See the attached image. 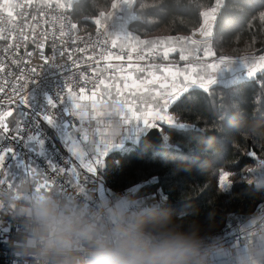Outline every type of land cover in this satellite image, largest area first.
Masks as SVG:
<instances>
[{
	"label": "trees",
	"instance_id": "obj_1",
	"mask_svg": "<svg viewBox=\"0 0 264 264\" xmlns=\"http://www.w3.org/2000/svg\"><path fill=\"white\" fill-rule=\"evenodd\" d=\"M111 2L75 0L80 31L94 29L92 18L101 10L110 11ZM215 2L137 0L143 19L129 23L128 31L142 40L188 37L203 23L201 13ZM140 3L146 7L140 9ZM261 13L264 0H224L213 27L211 57L264 54ZM167 112L179 122L161 124L162 131L155 128L159 143L142 136L129 142L128 149L106 156L100 174L102 199L130 187L131 202L156 204L132 220L145 238L159 233L202 238L217 231L230 213L252 212L264 205V189L258 185L264 174V72L207 90L194 86ZM45 127L55 137V130ZM253 151L255 158L249 154ZM221 170L234 174L224 190L218 186Z\"/></svg>",
	"mask_w": 264,
	"mask_h": 264
},
{
	"label": "built area",
	"instance_id": "obj_2",
	"mask_svg": "<svg viewBox=\"0 0 264 264\" xmlns=\"http://www.w3.org/2000/svg\"><path fill=\"white\" fill-rule=\"evenodd\" d=\"M13 2L26 6L23 9L15 8L13 18H9L6 13H0V16H3L0 27L5 29V35L11 32L15 37L14 41L0 40V60L6 64L5 71L0 73V84L7 80L8 83L4 84L7 91H10L12 87H19L17 77L20 76L21 70L26 73L30 67H37L44 63L38 55L39 50L33 44V39L37 44L43 43V34H47V43L43 49L44 55H53L54 41L57 53L61 48L72 50V56L80 64L79 68L72 69V73H75L76 78H79L81 73H87L90 81L87 84L88 89L96 90L95 85L99 80H104L108 85L115 83L123 89V84L126 82L140 83L143 79H150L149 70L154 71L157 76L168 74L156 71L151 67L152 65L158 67L169 65L173 72L182 69V60L178 54L170 52L167 58H163V52L166 50L167 44L178 46L187 43L186 41H165V38L146 39L165 41V44L159 46L155 53H149L142 44L125 43L123 48H113L109 44L105 46V56L109 58L104 59L100 57V49L94 44V41L97 40L98 30V26L94 22L95 28L92 30L80 31L78 28L68 36L59 37L60 20L56 17L63 15L72 23L77 24L73 7L70 11H62L57 7L56 0H32L30 5L26 4V0H13ZM109 31H111L110 26ZM54 32L55 37L53 36ZM24 36H28V40H24ZM198 36L199 33L193 36L192 32L188 37L200 41L193 52L200 59L201 56H204L205 45L203 39ZM169 37L187 36L177 34ZM212 40L213 35L209 38V44ZM10 42L19 44V55H16L12 50L5 53L4 49ZM25 46L33 52L30 65H26L22 59ZM133 48L136 50L133 51ZM80 49H84V51L81 52ZM141 53L147 58L140 59ZM117 56H123L124 59H116ZM88 57H92V59H88ZM13 60H17L19 63L13 64ZM191 61L193 60L191 59ZM56 63H70L68 53L65 52L63 57L58 56ZM136 66L145 69V71L136 70ZM37 70L38 74L34 81L27 86L28 102L17 104L16 116L10 118L11 132L0 136V152L13 149L15 153V156L9 155L6 158L5 170L8 172L9 169L11 171L22 169V176H27L28 180H24L21 190H27L30 196L28 200L27 197L18 196V190H14V187L8 188L7 184L0 185V205H2L0 207V264H97L99 242H115L120 238L122 230L125 229L137 231L130 223L114 221L110 208L104 204L101 197L100 180L103 166L98 169L95 176L87 173L82 162L70 158L45 127V124H48L56 130L65 129L72 134L69 126L75 123V117L69 115L71 111L67 107L66 99H63L68 76L72 73L67 72L66 69L46 64L43 68L37 67ZM176 82L179 83L180 80L177 78ZM73 86L76 87L75 84ZM98 90L104 91L103 86ZM123 91L130 94L132 89H123ZM114 103L115 101L110 104ZM135 107L142 108L143 105L137 101ZM47 116L53 118L51 123L45 119ZM76 124L79 127L78 121ZM17 133L18 135H16ZM79 136L80 134L77 133L78 139ZM81 146L88 152L87 144L82 143ZM49 162L55 169H64L69 166L75 168L80 174V184L83 190L81 191L75 186V180L71 175L51 172L48 168ZM29 166H35L38 174L43 173V176L40 175L42 178H52L58 186L57 190L53 189L50 197L58 203L61 214L67 213L65 217L68 223L63 227L72 240L71 246L68 248L42 253L39 245H29V240L38 235L40 228V223L35 215L37 199L33 196L37 187L35 182L38 181L32 179L34 173L24 172V169ZM67 180H73L72 186L66 183ZM13 182L18 184L15 180ZM24 185L27 186V189ZM258 185L259 188L264 189V174L260 177ZM130 189L127 187L116 194L109 195V197L129 194ZM68 204L71 205L74 212H69ZM156 207L157 205L151 202L146 204V210ZM263 219L264 205L252 212L230 213L217 231L202 238L191 239L192 243L189 246L194 250L189 264H212L207 260L211 254L215 253L217 249L243 239L247 234V229ZM173 237H177V235L159 233L150 238L144 237V239L157 242ZM182 243L188 242L182 241ZM226 264L244 263L230 261Z\"/></svg>",
	"mask_w": 264,
	"mask_h": 264
},
{
	"label": "snow or ice",
	"instance_id": "obj_3",
	"mask_svg": "<svg viewBox=\"0 0 264 264\" xmlns=\"http://www.w3.org/2000/svg\"><path fill=\"white\" fill-rule=\"evenodd\" d=\"M31 2L32 0H26L27 5H30ZM56 2L57 7L62 11H70L73 7L74 0H56ZM223 3L224 0H216L215 5L211 9L201 13L204 20L197 32L199 33V36L203 38V43L205 45L204 56H215L208 41L212 36V28L215 24L216 13L223 7ZM136 4L137 0H112L111 11L105 12L104 10H101L99 11L98 17L92 18L93 22L98 26L97 40L94 41V44L100 49L101 58H109L108 56H105V46L109 44L113 48H123L125 43L135 41L137 45H144L149 53H155L159 46L165 44V41H186L191 45H197L200 43V41L193 39L192 37H167L165 38V41L159 39L140 40L139 37L128 31L129 23L143 19V14L137 10ZM25 6V4L14 3L13 0H0V13H6L9 18H13V10L17 7L23 9ZM144 7H146V5L140 3L139 8L143 9ZM56 19L60 20L59 37L61 38L70 35L78 29V24L72 23L63 15L56 17ZM85 19L90 18L86 17ZM259 19L264 22V13L260 14ZM2 20L3 16H0V21ZM109 26L111 27V31H109ZM65 28H67V31H65ZM197 32H193V36H195ZM55 35L54 32L53 36L55 37ZM23 38L24 40H28L29 37L24 36ZM42 39L44 42L39 44L33 39V44L39 50L38 55L44 62L37 67L43 68L45 64L53 65L66 69L69 73H72L73 68L80 67L78 61L72 56V50L61 48L57 53L55 41L53 42V55L45 56L43 49L47 43V34H43ZM0 40L14 41L15 37L11 32L5 35V29L0 27ZM19 47V44L10 42L5 47L4 51L7 53L9 50H12L16 55H19ZM132 50L135 51L136 49L133 48ZM80 51L83 52L84 49H80ZM175 51L176 49L172 44H167L166 50L163 52V58H167L170 52ZM184 51L185 47H181V60H186L188 58L183 55ZM65 52L68 53L70 63H56L58 56L63 57ZM32 56L33 52L29 51L25 46L22 59H24L26 65L31 64ZM139 58L146 59L147 57L141 53ZM238 58L247 66L249 76H255L257 73L264 72V54L259 56L248 54ZM88 59H92V57H88ZM116 59L122 60L124 57L117 56ZM129 59H131V57H129ZM231 59L232 58L230 57H218L216 63L205 65V67L215 71L221 64L231 62ZM12 63L18 64L19 61L13 60ZM37 67H30L26 73L21 70L20 76L17 77L19 87H12L10 91H7L4 84H7L8 81L5 80L3 84H0V136H5L11 132L10 120L16 116L17 104H26L28 102L29 96L27 86L34 81V78L38 74ZM109 67H112V65H109ZM151 67L162 73L167 72L168 75L157 76L154 71L149 70L148 76L151 77L150 79H143L140 83H136V81L124 83L123 89H132L129 94L132 99L125 96L123 89L115 83L108 85L105 84L104 80H99L95 85L96 90H92L87 88V84L90 83L87 73H81L79 78H76L75 73L68 76L63 99L70 101L72 111L69 115L75 117V123L69 126L72 136H70L67 141V151L77 160L82 162L83 167L90 175L95 176L98 169L103 166L101 158L106 155L107 150L113 145L112 130L120 120L125 121L126 131L129 126H134L143 130L160 128L162 131L161 124L173 125L179 122L177 118L167 112L171 104L179 99L181 95L188 92L190 88L198 85L207 90L214 82L210 75H201L196 68H193V74L189 75L187 70L183 72L179 70L173 72L169 65H164L163 67L152 65ZM5 68L6 64L0 60V73H3ZM136 70L141 72L145 71V69L139 68V66H136ZM177 78H180L179 83L176 82ZM168 81L171 82L169 83ZM74 84L76 85L75 88L73 86ZM157 84L159 90H157L156 87H149V85ZM101 86H103L104 91L98 90ZM142 97L146 98L142 99ZM86 101L88 103H85ZM114 101L124 104L126 106L125 111L118 115H113L109 111L108 105ZM137 101L143 105L142 108L135 107ZM45 119L51 123L53 118L47 116ZM76 121L79 122V127L77 126ZM93 121L97 126L102 124L107 129V135L101 141L99 148L95 146L94 140H90V136L92 135L90 129L93 127ZM85 125H87V127H85ZM97 130L99 129L97 128ZM77 133L80 134L79 139ZM16 135H18V133ZM164 139L167 140V137L165 136ZM82 143L92 147L91 156H89L87 163H84V158L89 154L85 151V148L81 146ZM249 154L254 158L256 157L254 151ZM9 155L15 156L13 149H6L0 152V185L7 184L8 188H13L16 187L17 184L7 178L8 172L5 170V161ZM91 157H95V159H92ZM48 168L53 173L62 172L63 174L71 175L75 180V186L81 191L83 190L80 184V174L77 173L75 168L69 166L64 169H55L51 167L50 162ZM24 172L37 173L38 170L35 166H29L24 169ZM39 175L43 176V173H40ZM233 175L234 174L229 171L221 170L218 177V186L221 187L222 190L229 188L231 185V177ZM24 180H28V177L23 176L20 182H23ZM35 183L38 188L44 190H57L58 187L54 180L48 177H44L42 180ZM66 183L69 186H72L73 180H67ZM0 207H2V205H0Z\"/></svg>",
	"mask_w": 264,
	"mask_h": 264
},
{
	"label": "crops",
	"instance_id": "obj_4",
	"mask_svg": "<svg viewBox=\"0 0 264 264\" xmlns=\"http://www.w3.org/2000/svg\"><path fill=\"white\" fill-rule=\"evenodd\" d=\"M197 32V31H196ZM198 33V32H197ZM212 35H213V28H212ZM141 40V39H140ZM130 43L135 44V41H131ZM175 47L176 51L174 53L181 56L180 49L181 47H185V51L183 52V55L187 56L188 58L186 60H182L181 66L182 69L179 70L181 72L187 70V73L189 75L193 74L192 69L196 68L197 71L200 72L201 75H210V73L215 77L213 80L214 82L210 85H214L216 83L218 84H229L230 82L237 81L242 78H249L252 76L248 75V68L247 66L242 62L241 60L238 61H231L226 62L224 64H221L215 71H212L210 68L208 70H202L196 64L194 61H191L190 55L194 52L197 45H191L188 43L173 46ZM199 60L204 61L207 65H211L213 63L217 62V58H211V56H201ZM168 75V74H167ZM167 75H159V76H167ZM180 80V78H178ZM169 83L171 81H168ZM209 86V87H210ZM149 87H156L157 90L158 84L153 86L149 85ZM142 91V90H141ZM125 96H127L129 99H131V96L129 93L124 92ZM146 97H142V99H145ZM67 101V107L70 111H72L71 103L69 100ZM85 103H88L87 101ZM109 111L113 115H118L121 112L125 111L126 106L122 103L115 102L114 104L108 105ZM93 127L90 129V132L92 135L90 136V140L95 141V146L97 148L100 147L101 141L105 138L107 135V129L104 127V125H96L93 121ZM53 128V127H52ZM97 128L99 130H97ZM54 129V128H53ZM55 130V139L59 145V147L65 151L68 156L74 160H77L75 157H73L68 151V139L72 134L68 133L65 129H54ZM148 130H143L140 128H136L134 126H129L126 131V124L125 121L120 120L112 130V139H113V145L107 150V153L104 157H102V162L106 158V156L116 150L121 149L126 146L129 142H137ZM92 147L89 146L88 150V156H85L84 163L88 162L89 156H91ZM92 159H95V157H91ZM84 168V167H83ZM85 169V168H84ZM86 170V169H85ZM103 202L105 205H107L111 212L113 211L115 213V216H112V219L114 221H119L122 223H132L133 218L142 213L144 208H142V204L144 202H140L141 204H134V206L131 205V203H123L121 201H118L117 198H120L117 195H113L109 197L108 195H104ZM110 202V203H109ZM130 202V201H127ZM69 212H74V209L67 205ZM66 212L62 213V215L66 216ZM264 221V219H263ZM257 222L253 226L249 227L247 229L246 236L236 241L230 245H227L223 248L217 249V251L213 254H211L208 257V261H211L212 264H226L230 261H238L244 264H264V230H260L261 226L264 222ZM260 230V231H259Z\"/></svg>",
	"mask_w": 264,
	"mask_h": 264
},
{
	"label": "clouds",
	"instance_id": "obj_5",
	"mask_svg": "<svg viewBox=\"0 0 264 264\" xmlns=\"http://www.w3.org/2000/svg\"><path fill=\"white\" fill-rule=\"evenodd\" d=\"M38 235L29 245H39L42 253L71 246V236L64 227L68 221L52 202L41 203L37 213ZM187 241L188 243H182ZM190 237H173L153 242L132 229L122 230L115 242L101 241L97 256L100 264H189L192 256Z\"/></svg>",
	"mask_w": 264,
	"mask_h": 264
},
{
	"label": "rangeland",
	"instance_id": "obj_6",
	"mask_svg": "<svg viewBox=\"0 0 264 264\" xmlns=\"http://www.w3.org/2000/svg\"><path fill=\"white\" fill-rule=\"evenodd\" d=\"M205 11H207V10H205ZM155 38H166V37H155ZM190 58L196 63V64H198V66L200 67V69H202V70H208V68H206L205 67V65H206V63L204 62V61H202V60H199L196 56H195V54L194 53H191V55H190ZM211 58H213V57H211ZM238 60H240L239 58H232L231 59V61H238ZM242 63V61L240 62V64ZM210 76L212 77V79L213 80H215L214 78V76L210 73ZM153 86H155V85H153ZM129 147H131V145L130 144H126V146H125V148H122L121 147V149L122 150H126V149H128ZM8 177L12 180V181H17L18 182V184H17V186L16 187H14V190L16 189V191L18 190V192H17V194H18V196L20 195V196H22V197H27V199L29 200L30 199V196H29V194L27 193V190H25V191H23V190H21V188H22V186H23V183H24V181L23 182H20V180H21V178L23 177L22 176V169L21 168H19V169H14V170H12L11 171V169H9L8 170ZM261 177V176H260ZM14 179V180H13ZM32 179H34V180H37V181H40V180H42L43 178L38 174V173H34L33 175H32ZM15 183V182H14ZM16 184V183H15ZM25 186V188L27 189V186L26 185H24ZM53 191V189L52 190H44V189H41V188H38V186L36 187V189L34 190V193H33V196L37 199L36 200V203H35V215H36V218H37V213H38V210H39V206L41 205V203H47V202H52V203H54L55 205H56V207H57V209H58V203L55 201V200H53V198L52 197H50V194H51V192ZM131 193V192H130ZM130 193L129 194H124L123 196H120V198H117V200L118 201H121V202H123V203H131V205L132 206H134V204H141V203H139L138 201H140V200H138V201H130L129 199H130ZM127 201H130V202H127ZM146 204H147V202H144L143 204H142V208H144V211L146 210ZM69 205V204H68ZM71 206V205H70ZM58 211H59V209H58ZM61 213V212H60ZM112 216L114 217L115 216V213L112 211ZM37 221L39 222V220H38V218H37ZM261 221H263V220H261ZM260 221V222H261ZM264 222V221H263ZM262 223V222H261ZM260 226H261V229L260 230H264V223L261 225L260 224ZM259 230V231H260ZM69 264V263H68Z\"/></svg>",
	"mask_w": 264,
	"mask_h": 264
},
{
	"label": "water",
	"instance_id": "obj_7",
	"mask_svg": "<svg viewBox=\"0 0 264 264\" xmlns=\"http://www.w3.org/2000/svg\"><path fill=\"white\" fill-rule=\"evenodd\" d=\"M159 132L157 129L153 128V129H150L148 130L145 134H144V137L149 139V140H152L153 142L155 143H159L160 142V136H159ZM132 224V223H130Z\"/></svg>",
	"mask_w": 264,
	"mask_h": 264
},
{
	"label": "bare ground",
	"instance_id": "obj_8",
	"mask_svg": "<svg viewBox=\"0 0 264 264\" xmlns=\"http://www.w3.org/2000/svg\"><path fill=\"white\" fill-rule=\"evenodd\" d=\"M200 39H203L202 37H200V36H198ZM66 103H67V101H66Z\"/></svg>",
	"mask_w": 264,
	"mask_h": 264
}]
</instances>
